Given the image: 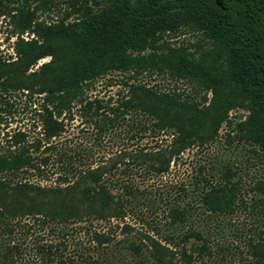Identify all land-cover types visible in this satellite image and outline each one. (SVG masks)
Listing matches in <instances>:
<instances>
[{
  "label": "trees",
  "instance_id": "16d2710c",
  "mask_svg": "<svg viewBox=\"0 0 264 264\" xmlns=\"http://www.w3.org/2000/svg\"><path fill=\"white\" fill-rule=\"evenodd\" d=\"M92 1L46 19L52 0H0L15 36L14 55L0 48L1 109L16 94L32 115L0 142V264H226L219 241L241 233V211L245 251L264 264V173L247 187L229 165L214 180L203 162L189 179L166 177L223 123L228 142L264 160V0ZM183 27L195 40L171 42ZM111 72L118 88L93 92ZM152 73L186 86L143 78ZM76 116L126 146L89 161L92 146L65 135Z\"/></svg>",
  "mask_w": 264,
  "mask_h": 264
},
{
  "label": "rangeland",
  "instance_id": "374dc122",
  "mask_svg": "<svg viewBox=\"0 0 264 264\" xmlns=\"http://www.w3.org/2000/svg\"><path fill=\"white\" fill-rule=\"evenodd\" d=\"M68 1L69 0H52L51 8L47 12H42L41 17L49 19L50 17L57 18L61 16L63 10L69 7ZM32 2L36 3V1ZM87 3L92 4L95 8L98 6L94 4L92 0H87ZM101 3H103V0H101ZM8 28L7 19L0 16V48L3 53L14 55L13 43L15 36L7 37ZM24 36H27L26 33H24ZM195 38L196 34L194 31L187 27H183L178 32L177 36L170 37L169 40L173 43H178L182 40L194 41ZM47 58L48 57L41 58L39 63ZM115 76H121V73L111 72L106 76L99 78L95 82L93 92H96L97 94L114 92L118 88V85L108 84L109 79ZM143 78L150 83L159 84L161 87H167L174 84L177 86H186L182 80L174 81L156 73L144 74ZM9 97L10 105H8L7 111H2L1 106H4V103L0 101V114L2 116L0 121V142L3 141V133L5 130H11L15 127L29 128V126L32 125V119L30 118L32 116L31 110L30 108H23V99H20V97L16 94ZM230 114L232 117L234 115L244 116L246 114V110L233 109ZM225 130L226 125L223 123L219 129L217 137L205 146V148L198 149L197 147H192L191 149L184 151L178 164L172 166V169L166 177L170 180L178 177L183 180H186L187 178L189 179L191 174L196 173L199 163L204 162L211 166V172H214L212 178L215 180L219 178L218 176L220 174V170L225 165H229L233 170H235L233 179H238L242 185L244 184V186L248 187V184L259 178L264 173V160L261 155H258L259 151L253 150L249 143L243 141L237 142V140L228 142ZM65 135H67V138L70 139V143L77 140L83 144H87V146H92L91 148L93 154L89 158V161L97 160L101 158L100 156H108L113 150H117L127 144H125L127 140H125L121 134L116 132L108 133L104 137L95 139L93 127L87 123H83L79 116H76L74 120L68 123V129ZM54 176V174L48 175V177L31 175L29 178L48 184L53 182ZM157 181L158 180H150L148 182L155 183ZM250 194H252V192L248 191L245 195L249 196ZM135 218L136 217L134 216H129L126 217L125 220L129 221L130 224H133L135 227L145 230L147 228V224L142 223L140 222V219ZM147 219H150V217L147 216ZM231 219L235 220L237 226L240 227L241 233L237 236L227 231L220 238L221 240L219 241V245L224 248V251L221 252L226 256V260H228L226 261V264H253L252 257L245 251V236L247 235L245 226L248 225L250 221L249 215L247 212L241 211L238 215H233ZM102 224L104 223H101V225ZM119 229L120 227H115L116 232H119ZM254 237L256 240L260 238L256 233Z\"/></svg>",
  "mask_w": 264,
  "mask_h": 264
}]
</instances>
